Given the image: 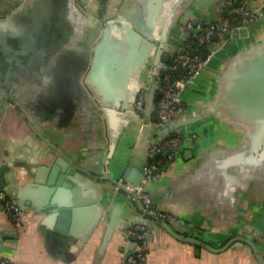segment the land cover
<instances>
[{"label": "crops", "instance_id": "obj_1", "mask_svg": "<svg viewBox=\"0 0 264 264\" xmlns=\"http://www.w3.org/2000/svg\"><path fill=\"white\" fill-rule=\"evenodd\" d=\"M246 1L168 0L160 6L155 48L162 39L161 25L170 15L176 14V19L168 39L172 46L161 48L151 66L158 74L163 55L171 59L170 47L185 37L188 20L204 24L224 10L229 13L236 3L259 13L247 33L230 37L188 85L186 113L198 114L207 104L224 59L264 39V0ZM142 4L143 0H0V59L14 55L12 68L0 71V179L23 210L19 224L0 211V259L14 264H121L135 249L137 241L130 231L138 224L140 210L127 192L95 177L105 167L106 175L116 180L130 167L143 169L150 144L138 142L136 115L105 108L84 75L98 29L105 25L102 17L121 24L119 18L138 13ZM147 67L131 86L132 100L140 79L150 88L155 82ZM178 130L198 137L185 141L173 162L163 167L161 178L148 185L153 208L171 213L175 219L168 224L182 237L218 249L230 237L242 236L256 245L264 260V168L257 165L247 172L243 160L241 165L231 164L236 157L228 152L242 142L243 134L227 123L201 120ZM55 149L77 167L63 179L69 187H59L60 198L76 209L67 222L47 210L48 202L33 188L35 166L56 158ZM98 205L104 209L102 216ZM145 227L146 264H259L251 246L242 241L213 251L172 235L155 219Z\"/></svg>", "mask_w": 264, "mask_h": 264}, {"label": "water", "instance_id": "obj_2", "mask_svg": "<svg viewBox=\"0 0 264 264\" xmlns=\"http://www.w3.org/2000/svg\"><path fill=\"white\" fill-rule=\"evenodd\" d=\"M167 1L143 0V7L138 13H126L125 17L118 19L121 24L105 21V18L102 17L105 25L101 30L98 29V36L95 37L92 54L87 60V73L84 75L85 84L94 91L95 96L98 97L99 102L105 108L111 106L117 110L125 109L127 114L136 115L140 133L138 142L142 146L146 143L148 147L149 144L162 139L167 133L196 120L223 122L243 134L242 142L228 150L233 156L239 158V160L233 158L231 164L241 165L243 160L247 172L257 165L264 168V39L236 52L234 55H230L220 63L217 75L213 78L209 100L202 111L198 114L189 112L181 115L173 120L166 129L162 130L158 136L151 137L152 127L151 124L146 122L155 119L154 104L158 97L157 87L162 75L161 71L160 74L153 71L151 66L154 67V64H156L161 48L167 47V45L172 46L169 44L168 39L176 19V14L170 15L165 24L161 25L162 39L158 41V46L155 48L156 28L161 24L159 9ZM239 6V3H236L230 7ZM227 14L228 11L224 10L223 16ZM195 22L196 18L193 19L194 24ZM246 33L247 27H243L238 31L234 30L227 33L225 37L245 35ZM184 36L187 37L188 33H185ZM163 42L166 44L164 45ZM170 48L173 56L176 47ZM177 52L180 53L182 50L179 49ZM169 56L168 54L163 55L161 69L171 60ZM13 58L14 55L9 60L6 58L0 59V71L4 68H12ZM149 62H152L153 65ZM148 65L147 68L151 69L150 74L155 82L151 84L150 88L146 82H143V79H140L136 90L138 89V93L139 90L144 89L147 92V101L144 111L137 113L133 108L135 100L131 99L134 91L131 86L141 70ZM106 110L104 109V111ZM55 153H57V157L53 160L35 166L33 180L35 187L33 188L39 197H43L44 203L48 202L49 207L46 209L56 212L59 221L67 222L76 209H73L69 201L60 198L61 189L59 187H69L70 182L63 179L66 178V175H73L74 169L77 167L69 156L56 149ZM141 170L139 167H130L120 178L137 185L143 177ZM105 171L106 167L103 168L101 175H96L95 180H106L113 187L119 185L116 179L108 177ZM58 175L60 176L57 181L56 177ZM119 189L126 192L121 185H119ZM14 202L16 204L17 200ZM135 204L141 212L137 223L147 224V221L152 218L144 215L138 201H135ZM150 207L153 208V203L150 204ZM99 210H101L100 216H102L104 209L101 205ZM155 220L172 235L213 251L224 250L233 241H242L251 246L259 264H264L256 245L247 238L242 236L230 237L222 247L217 249L201 242L199 239L182 237L176 234L167 222L159 219Z\"/></svg>", "mask_w": 264, "mask_h": 264}, {"label": "built area", "instance_id": "obj_3", "mask_svg": "<svg viewBox=\"0 0 264 264\" xmlns=\"http://www.w3.org/2000/svg\"><path fill=\"white\" fill-rule=\"evenodd\" d=\"M258 17L259 13L255 10L239 6L233 7L227 15L215 17L204 24H194L190 20L185 23L184 31L188 33V36L183 37L171 60L162 69L157 87L158 97L154 104L155 119L146 122L152 127L151 137L158 136L173 120L186 113L187 106L184 101L186 88L201 74L207 63L217 55L224 43L230 39V37H225L226 34L247 27ZM179 49L182 52H177ZM146 101V91L144 89L139 90L133 104L134 110L137 113H142ZM197 137L198 135L195 133L184 136L178 129L167 133L162 139L151 143L148 147L150 158L143 166V177L139 184L134 185L122 178L116 180L134 201L139 202L145 216L167 223L175 219L167 211L150 207L151 196L147 187L161 178L163 167L173 162L183 143ZM119 185L116 186L118 189ZM0 211L9 216L15 224H19L23 214V210L7 195L1 179ZM130 233L134 235L137 244L135 249L125 256L121 264H146L147 233L145 225L143 223L134 225ZM0 264L14 263L0 259Z\"/></svg>", "mask_w": 264, "mask_h": 264}, {"label": "flooded vegetation", "instance_id": "obj_4", "mask_svg": "<svg viewBox=\"0 0 264 264\" xmlns=\"http://www.w3.org/2000/svg\"><path fill=\"white\" fill-rule=\"evenodd\" d=\"M66 1L69 2V0H66ZM70 1H72V0H70ZM261 184L264 185V179L261 180Z\"/></svg>", "mask_w": 264, "mask_h": 264}, {"label": "bare ground", "instance_id": "obj_5", "mask_svg": "<svg viewBox=\"0 0 264 264\" xmlns=\"http://www.w3.org/2000/svg\"><path fill=\"white\" fill-rule=\"evenodd\" d=\"M236 1V0H235ZM240 1V0H239ZM248 1V0H247ZM246 1V2H247ZM233 2V1H232ZM264 5V4H263ZM262 6V5H261ZM230 10V9H229ZM221 16V15H220ZM195 133V132H194ZM189 134V133H188ZM190 141V140H189ZM194 142V141H193ZM185 149V148H184ZM182 151V150H181ZM193 153V152H192ZM4 183V182H3ZM13 201V200H12ZM152 203V202H151ZM17 205V204H16Z\"/></svg>", "mask_w": 264, "mask_h": 264}]
</instances>
